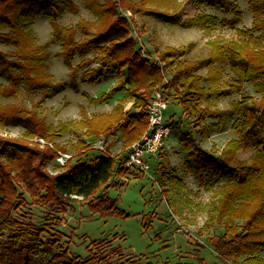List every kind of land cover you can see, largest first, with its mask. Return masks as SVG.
<instances>
[{"label":"trees","instance_id":"16d2710c","mask_svg":"<svg viewBox=\"0 0 264 264\" xmlns=\"http://www.w3.org/2000/svg\"><path fill=\"white\" fill-rule=\"evenodd\" d=\"M157 1L83 0L95 19H79L73 26H63L59 19L65 11H79L75 0H0V41L13 48L7 53L8 58L0 56V75L7 81L6 84L0 83V95L3 97L17 96L21 91H42L49 96L47 90L53 86V75L48 71L43 46L38 44L32 30L33 21L39 14L47 17L51 38L60 44L59 55L69 70L72 86L77 84L75 74L78 71H81L83 82L97 81L96 70L87 68L93 60L105 68L104 76L107 78L124 69L126 71L123 84L115 88L124 93V97L110 112L94 114L82 124L88 137L101 133L112 135L118 130L123 152L120 159L105 153L91 163L71 164L68 160L63 170L50 173L48 163L59 157L57 149L60 146L57 143L30 144L24 139L0 136V264H31L30 257L45 255L60 247L62 231L49 233L46 227L22 225V216L14 210L26 203L23 193L52 212L66 213L69 202L77 200L74 196L81 195L92 212L103 216H125L117 199L100 189L117 186L111 178L124 174L123 160L129 146L148 127L147 107L153 88L162 90L167 102L169 93L173 92L184 113L202 121L206 116L219 115V111L203 105V100L209 102L226 94L221 81L225 66L236 75L229 80L228 90L234 93L242 82H251L255 91L261 94L258 102H251V96L245 95L232 103L239 114L231 125L236 137L227 141L218 155L201 149L190 131H183L178 143L185 153L187 171L200 188L210 193V218L223 222L224 233L214 245L217 255L228 263L242 259L243 264H264V257L259 256L264 250V149L261 148L264 144V0H247L252 22L249 27L236 29L237 39L222 41L214 38L208 41L206 86L201 84L202 76L196 72V63L182 58L187 53L186 47L166 46L159 54L160 61L142 54L136 40L129 36L132 30L129 19L118 10L124 9L131 15L148 13L172 25L199 27L207 34H211L218 24L227 25L229 20H219L212 13L182 18L176 11L166 12L157 8ZM212 2L217 4L216 0ZM232 10L237 15L241 14L235 2ZM4 27L7 30H3ZM88 29H93L95 35L85 36L82 41L76 39L78 31L87 34ZM90 46L97 53L72 64V57L80 51H88ZM163 68L172 70L168 80L164 79ZM128 97L134 100L138 109L125 111L124 102ZM109 98L110 94L105 92L91 101L105 102ZM36 112L21 104L0 106V126H23L28 131L27 135L36 134L52 142L54 136L47 133L43 119ZM74 123L76 121L65 122L59 130L64 133ZM209 127L220 130L223 124H202L199 126L202 136L209 135ZM82 143L79 141V148H82ZM246 147L255 149L251 162L235 164L237 151ZM158 155L162 182L171 179L182 188L184 182L168 163L164 146L160 147ZM44 234L46 238H43ZM103 242L108 241L104 239ZM116 250L120 251V248ZM45 264L111 263L97 251L83 257L72 255L65 248L53 253ZM126 264L142 263L127 259Z\"/></svg>","mask_w":264,"mask_h":264},{"label":"rangeland","instance_id":"374dc122","mask_svg":"<svg viewBox=\"0 0 264 264\" xmlns=\"http://www.w3.org/2000/svg\"><path fill=\"white\" fill-rule=\"evenodd\" d=\"M140 2L142 0H136ZM159 0L156 7L174 12L182 18L192 17L198 13H212L220 19H228L227 25L218 24L211 34H207L199 27L183 28L166 23L148 13L131 15V12L119 9L118 13L129 19L132 30L130 35L136 40L137 48L141 53L154 60L159 59V54L166 46L186 47L187 53L182 57L193 61L197 65L196 72L202 76L201 84L207 85L206 68L210 47L208 41L217 38L222 41L237 39V28L249 27L252 14L247 0ZM79 5L77 13L65 11L59 19L63 26H73L79 19L92 21L95 16L84 6L83 0H75ZM238 4L241 14L237 15L232 10V3ZM3 30H7L5 27ZM33 34L38 44L43 46L46 53L45 62L48 71L53 75V86L47 90L49 96L42 91L24 92L13 97L0 95V106L7 104H21L29 109L36 110V115L43 119L47 133L52 134V142L36 134L27 135L26 128L19 125L5 124L0 126V136L4 138H20L30 144L44 145L53 142L60 146L57 149L59 157L48 163L47 170L56 173L64 169V164L71 160L76 162L91 163L99 156L110 153L118 159L123 156L122 139L118 130L112 135L99 134L88 137L83 120L89 119L94 114L110 112L124 93L115 90L119 88L126 76L125 69L111 78L104 76L105 68L99 61H92L87 68H94L99 76L96 82H83L81 71L76 72V86L69 82V70L63 61L60 44L51 38V25L44 14L35 17L32 25ZM95 35L93 29H88L87 34H76V39L82 41L85 36ZM101 42H99L100 44ZM13 48L0 41V56L8 58V52ZM97 53L93 46L86 52H78L71 59L72 64H77L82 58H91ZM161 59H159L160 61ZM163 64V63H160ZM2 64L0 63V66ZM164 79L171 77L172 70L163 68ZM236 75L224 67L221 77L222 85L227 90L222 97L214 98L203 105L210 106L219 111L215 117L206 116L198 121L196 116L184 113L178 97L169 93L167 108L163 111L171 131L165 139L164 152L167 161L176 174L182 178L184 186L178 187L171 179L162 182L160 176V157L157 154L155 166L156 180H151L148 175H141L134 169L122 166L123 175H113L117 186H108L100 189L110 197L117 199V204L126 214L125 216H103L88 209L82 196L70 201L66 213L52 212L45 206L37 204L23 193L26 203L16 207L14 212L22 216V225H35L46 227L49 233L56 230L63 235L57 249L45 255L30 257L31 264H45L51 255L67 248L72 255L87 257L97 251L105 255L111 264H126V260H139L144 264H243L242 259L228 263L217 255L214 245L224 233L223 222L213 221L210 218V193L200 188L191 173L186 169L185 153L180 149L178 140L183 131H190L197 145L211 154L218 155L227 141L236 137V132L231 129L232 123L239 114L233 109V102L242 96H251V102L257 103L261 94L257 93L251 82L245 81L236 92L228 90L229 80ZM0 83L6 84V78L0 75ZM159 89L153 88V93ZM109 93L110 98L105 102H93L91 99L103 93ZM125 111H134L138 106L130 97L124 102ZM76 121L66 132H61L59 126L68 121ZM220 122L223 128L216 130L209 127V135L202 136V124ZM145 132V131H144ZM143 132V133H144ZM103 139L100 147L98 139ZM141 138V137H140ZM139 138V139H140ZM138 139V140H139ZM79 141H83L82 148L88 149L77 153ZM137 141V140H136ZM135 142V141H134ZM264 149V144L261 147ZM255 153L252 147L242 148L237 151L234 163H250L251 156ZM99 191V192H100ZM239 222V221H237ZM47 235L44 234L43 238ZM108 242H103V240ZM120 248V251L116 249ZM264 257V250L259 253Z\"/></svg>","mask_w":264,"mask_h":264},{"label":"built area","instance_id":"2783aa9c","mask_svg":"<svg viewBox=\"0 0 264 264\" xmlns=\"http://www.w3.org/2000/svg\"><path fill=\"white\" fill-rule=\"evenodd\" d=\"M166 108L167 100L164 93L157 89L147 107L148 127L141 138L129 146L127 157L123 160L124 166L134 169L142 176L148 175L151 180H156L158 176L156 168H153V173L151 172V163L155 166L159 149L164 146L165 139L171 131V125L163 114ZM97 144L103 147V139H98Z\"/></svg>","mask_w":264,"mask_h":264}]
</instances>
